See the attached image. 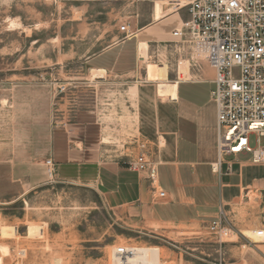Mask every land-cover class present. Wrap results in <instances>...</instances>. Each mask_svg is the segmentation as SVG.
I'll use <instances>...</instances> for the list:
<instances>
[{"label": "rangeland", "instance_id": "1", "mask_svg": "<svg viewBox=\"0 0 264 264\" xmlns=\"http://www.w3.org/2000/svg\"><path fill=\"white\" fill-rule=\"evenodd\" d=\"M185 3L0 0L2 264H109L115 246L125 245L164 247V264H264V242L252 243L240 233L264 230V163L257 167L258 186H248L222 208L230 227L221 240L206 225L163 233L131 227L84 181L60 180L54 171L50 176L45 165L48 158L78 155L87 162L131 158L140 141L152 154L178 127L192 140L198 128L202 150L215 152L211 105L202 98L212 88V70L187 44L169 43L168 35L143 42L138 61L133 53V68L126 48L122 68L130 70L121 77L90 69L91 58L108 45L132 40L151 23L154 9L156 14ZM183 17L181 12L166 23ZM11 19L19 23L16 28H10ZM123 23L130 37L119 31ZM148 62H157L168 80L186 81L179 84L177 100L159 96V84L146 80ZM12 167H18L19 178L11 175Z\"/></svg>", "mask_w": 264, "mask_h": 264}, {"label": "crops", "instance_id": "2", "mask_svg": "<svg viewBox=\"0 0 264 264\" xmlns=\"http://www.w3.org/2000/svg\"><path fill=\"white\" fill-rule=\"evenodd\" d=\"M154 10L153 21L141 27L134 34L135 38L130 37L132 40L117 41L108 45L104 51L91 58L90 69L106 71V74L112 72L114 76L121 77L127 75L125 72L130 70L122 68L121 54L125 50L131 51L129 64L133 68V53L135 51L138 61L139 47L143 42L154 44L168 35L171 38H167V41L172 43L176 38L171 36V32L180 25L179 22L186 19L185 10H177L176 7L163 9L156 14ZM181 12L184 17L177 24L166 23ZM168 26L169 31L163 32L162 29ZM140 36L144 39L140 40ZM160 75L161 79L156 82L159 84L158 95L167 97L170 101L177 100L179 84L186 81L174 82L168 80L166 74ZM210 90L203 93L202 98L211 105L215 149V110L209 100ZM136 109L140 114L139 103ZM182 128L184 127H178L174 137L152 153L153 160L157 162L155 183L147 178L146 172L128 168L127 163L134 156L104 160L96 158L90 162L82 155L67 161L52 157L54 176L65 181H84L85 185L92 187L100 195L106 208L120 212L131 227L163 233L173 231V227L178 226H207L220 209L238 198L248 186H255L259 179H262L257 168L259 164L251 163L247 156H226L221 160L219 171L213 172L211 166L216 163V150L209 153L202 150L199 144L202 132H199L198 128L193 140ZM88 163L91 165L87 166ZM85 167H89L90 171H86ZM11 175L19 178L18 167H12ZM160 192L164 193L163 197L159 196Z\"/></svg>", "mask_w": 264, "mask_h": 264}, {"label": "built area", "instance_id": "3", "mask_svg": "<svg viewBox=\"0 0 264 264\" xmlns=\"http://www.w3.org/2000/svg\"><path fill=\"white\" fill-rule=\"evenodd\" d=\"M177 10H185L186 19L172 30L175 44H187L212 70L209 100L215 110L216 163L218 172L226 156H247L253 164L264 163V0H186ZM119 31L128 36L129 25ZM250 136L255 145L251 146ZM139 151L127 163L128 168L146 172L157 180V162L138 143ZM50 175L54 163L46 159ZM164 196L163 192L159 193ZM224 211L210 220L206 229L221 240L222 230L229 228ZM264 231V230H263ZM118 255H126L119 247ZM126 258V256H125Z\"/></svg>", "mask_w": 264, "mask_h": 264}, {"label": "bare ground", "instance_id": "4", "mask_svg": "<svg viewBox=\"0 0 264 264\" xmlns=\"http://www.w3.org/2000/svg\"><path fill=\"white\" fill-rule=\"evenodd\" d=\"M181 1V0H176ZM186 1V0H184ZM187 2V1H186ZM180 23V22H179ZM10 28H16L19 23L15 20H10L8 22ZM130 37V36H128ZM132 37V36H131ZM199 57H203L201 53H198ZM145 78L147 81L157 82L160 79L159 65L157 62H148L145 64ZM53 173H50V176ZM227 229L222 230V237H224ZM240 233L243 237L252 243H262L264 242V231L259 229H242ZM120 246H115L109 255V264H164V257L167 250L164 247L158 245H138V246H127L124 247L127 250V254L118 255V248ZM123 247V246H121ZM166 259V258H165ZM168 259V258H167ZM2 257L0 256V264H2Z\"/></svg>", "mask_w": 264, "mask_h": 264}]
</instances>
